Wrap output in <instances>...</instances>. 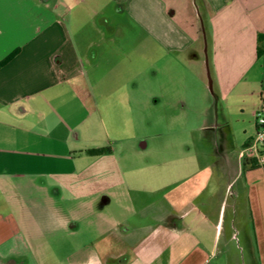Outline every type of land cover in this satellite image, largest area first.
Returning <instances> with one entry per match:
<instances>
[{"label":"crops","instance_id":"obj_1","mask_svg":"<svg viewBox=\"0 0 264 264\" xmlns=\"http://www.w3.org/2000/svg\"><path fill=\"white\" fill-rule=\"evenodd\" d=\"M260 35L264 0H0V264L40 236L53 264H264ZM136 105L208 149L90 171L100 114Z\"/></svg>","mask_w":264,"mask_h":264},{"label":"rangeland","instance_id":"obj_2","mask_svg":"<svg viewBox=\"0 0 264 264\" xmlns=\"http://www.w3.org/2000/svg\"><path fill=\"white\" fill-rule=\"evenodd\" d=\"M157 76H152V81L145 92L149 94H157L158 82ZM146 87V86H145ZM142 82H139L138 91H142ZM136 89V88H135ZM136 105L134 113H127L126 111H118V109L108 107L101 114L100 118L103 121V128L101 131H96L92 141L96 143L93 149L97 148H111L114 151L113 156L108 157H91L93 159L88 169L90 171H110L111 162L117 161L118 169L124 173H135L143 169L144 161L149 160L151 165L150 171H158L160 160L166 161L164 164L167 169H171L173 159L175 156H182L186 152L191 154H202L208 149L207 146L184 147L180 146L179 141L185 136H180L182 131L176 132L174 130H167L160 128L158 124V106L147 109L146 107ZM108 137L111 138H107ZM115 140L112 144L110 140ZM125 139L126 144L118 140ZM128 139V140H127ZM141 141L146 144L141 147ZM103 156V155H102ZM120 160V162H119ZM173 170V169H172ZM45 237H38L35 241L30 242L32 248L37 254L34 261L38 264H53L58 261V254L53 250L52 243L45 240ZM50 254V257H47ZM61 258L59 259V261Z\"/></svg>","mask_w":264,"mask_h":264},{"label":"built area","instance_id":"obj_3","mask_svg":"<svg viewBox=\"0 0 264 264\" xmlns=\"http://www.w3.org/2000/svg\"><path fill=\"white\" fill-rule=\"evenodd\" d=\"M256 133L242 149L244 160L251 161L257 166H264V114L255 113Z\"/></svg>","mask_w":264,"mask_h":264},{"label":"trees","instance_id":"obj_4","mask_svg":"<svg viewBox=\"0 0 264 264\" xmlns=\"http://www.w3.org/2000/svg\"><path fill=\"white\" fill-rule=\"evenodd\" d=\"M262 39H264L263 35L259 36V40L261 41ZM258 55L262 52L261 48L258 47ZM12 57V55L8 56L6 59L0 61V65L5 64L10 58ZM87 155L89 156H102L104 154H107L110 152V148H97V149H88L86 151H84ZM264 154V151H263ZM255 165V164H254Z\"/></svg>","mask_w":264,"mask_h":264},{"label":"water","instance_id":"obj_5","mask_svg":"<svg viewBox=\"0 0 264 264\" xmlns=\"http://www.w3.org/2000/svg\"><path fill=\"white\" fill-rule=\"evenodd\" d=\"M207 77H208V81H209V85H210L211 84V80H210V76H209L208 72H207Z\"/></svg>","mask_w":264,"mask_h":264}]
</instances>
